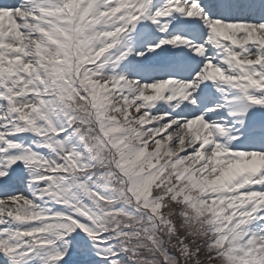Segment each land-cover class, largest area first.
I'll list each match as a JSON object with an SVG mask.
<instances>
[{
	"label": "snow or ice",
	"instance_id": "1",
	"mask_svg": "<svg viewBox=\"0 0 264 264\" xmlns=\"http://www.w3.org/2000/svg\"><path fill=\"white\" fill-rule=\"evenodd\" d=\"M0 264H264V0H0Z\"/></svg>",
	"mask_w": 264,
	"mask_h": 264
}]
</instances>
